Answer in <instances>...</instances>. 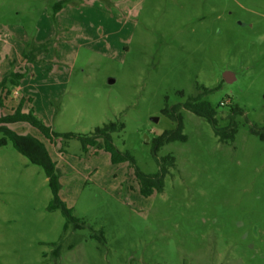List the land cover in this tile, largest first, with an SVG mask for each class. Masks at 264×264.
Returning <instances> with one entry per match:
<instances>
[{
	"label": "rangeland",
	"instance_id": "obj_1",
	"mask_svg": "<svg viewBox=\"0 0 264 264\" xmlns=\"http://www.w3.org/2000/svg\"><path fill=\"white\" fill-rule=\"evenodd\" d=\"M59 1L0 0V81L27 72L0 115L25 96L58 134L123 124L112 140L135 166L12 125L44 142L84 225L65 232L44 169L0 146V264H264V0H70L54 18ZM48 41L42 64L24 61ZM200 94L233 141L186 109ZM179 113L187 140L156 151ZM136 169L163 173V191L142 196Z\"/></svg>",
	"mask_w": 264,
	"mask_h": 264
},
{
	"label": "trees",
	"instance_id": "obj_2",
	"mask_svg": "<svg viewBox=\"0 0 264 264\" xmlns=\"http://www.w3.org/2000/svg\"><path fill=\"white\" fill-rule=\"evenodd\" d=\"M70 0H61L53 6V15L56 18L57 14L61 12L64 6L69 3ZM51 43H27L26 47L22 52L23 59L28 64H42V60L39 59L40 55L48 52ZM26 71L17 73L12 72L10 75L5 76L0 81V108L5 107V101L11 94V88L18 87L20 82L25 78ZM212 90L204 89V93H211ZM205 94H200L196 97H189L185 107L190 112L196 114L199 117L205 118L214 128L216 137L220 142L233 141L237 134V127L231 123L226 129H222L218 125L216 119L217 110L206 101L202 100ZM33 101V98H26L25 96L20 98L18 105L12 109L9 113H3L0 115V133L3 134V138L0 140V146H5L11 143L13 148L29 159L34 164L41 166L49 181V186L52 191L53 199L48 206V210H61L63 216L66 218L64 231L69 229L70 225H73L74 229H80L84 223L73 216L71 208L60 199V184L55 174L56 163L52 159L46 145L39 138L30 135L19 133L12 129V125L26 123L36 128L51 144L56 145L55 139L61 138L63 140L77 139L81 142L83 150L88 152L91 148H98L110 154L112 164L119 165L122 163H129L131 166H135V161L129 153L120 152L114 145L111 134L113 132L123 129V124L111 122L104 125L102 128L98 127L95 129L92 136L76 135L73 133L58 134L52 131L51 127L47 126L43 120H41L34 112L33 108L25 111V105L27 102ZM180 106L177 107L179 111ZM233 113H243V110L235 108L232 110ZM172 119L179 121V127L173 131H166L162 136L157 138L154 142V148L156 151L159 147L165 144L172 143L175 141H186L187 137L183 135V115L179 113L176 117L169 115ZM252 133H257L256 130L252 129ZM59 151L62 153L63 149ZM167 159L173 158L168 157ZM135 174L139 184V192L144 197H150L154 193H161L164 189V174L158 175H145L138 169L135 170Z\"/></svg>",
	"mask_w": 264,
	"mask_h": 264
},
{
	"label": "water",
	"instance_id": "obj_3",
	"mask_svg": "<svg viewBox=\"0 0 264 264\" xmlns=\"http://www.w3.org/2000/svg\"><path fill=\"white\" fill-rule=\"evenodd\" d=\"M233 77V75L231 74V73H226L225 74V79L227 80V81H231V78Z\"/></svg>",
	"mask_w": 264,
	"mask_h": 264
},
{
	"label": "crops",
	"instance_id": "obj_4",
	"mask_svg": "<svg viewBox=\"0 0 264 264\" xmlns=\"http://www.w3.org/2000/svg\"><path fill=\"white\" fill-rule=\"evenodd\" d=\"M59 13H60V12H59ZM59 13H58V14H59Z\"/></svg>",
	"mask_w": 264,
	"mask_h": 264
}]
</instances>
